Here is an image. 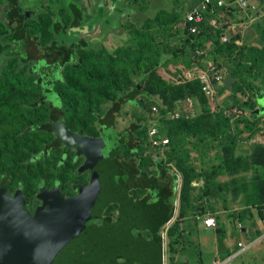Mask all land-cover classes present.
Instances as JSON below:
<instances>
[{
	"label": "rangeland",
	"instance_id": "rangeland-1",
	"mask_svg": "<svg viewBox=\"0 0 264 264\" xmlns=\"http://www.w3.org/2000/svg\"><path fill=\"white\" fill-rule=\"evenodd\" d=\"M4 2L5 0H0V65L12 60L4 53V50L9 48L3 39L7 34L3 14L6 8ZM16 2L29 28L46 30V34L42 36L44 42L49 41L54 24L64 27L69 22L71 12L65 9L66 3H69L71 8H79L85 24H89L100 7L111 10L108 14L110 20L105 28L99 31L101 23H94L91 31L81 36L79 48L73 51V57L60 71L55 90L69 95V109L74 112H65V120L71 128L82 130L84 135L95 136L99 126V114L104 113L114 101L140 87H143V91L136 96V103L122 106L121 113L117 115L121 117L119 120L115 119L117 130L125 129L130 124L142 126L148 123L152 118L150 107L158 97L165 100L167 97L174 99L181 96L178 88H174L178 85L175 78L178 67L188 64L186 53L190 52L191 46L189 42L184 43L178 23L181 20L180 14L183 15L191 4L190 0H118L116 9L111 0ZM141 26H145L149 31L143 33L142 48H138L134 36L140 33ZM236 45L226 56L227 62L222 55L215 57V45L208 48L206 61L214 60L226 66V75L217 98L200 100L201 109L195 119L174 123L170 110L161 113V118H158V115L154 118L159 126L164 127L169 138L166 151H169V163L172 166L177 164L180 172L182 167L186 169L180 173V182L177 178L175 193L170 198L175 209L173 217L159 231L163 237L164 264H174L173 253L176 250L178 255L181 254L180 259L182 258L178 264H202V247L198 240L196 216L199 215L200 219L206 214L216 219L214 248L220 250L213 255L214 261L211 264H226L230 255L225 252V226L232 223V220L239 219L245 228H249V221L254 214L257 215L252 200L256 194L252 183L257 179H264V166L247 165L246 162L250 161L257 145L264 146V15L254 21L246 30L242 42ZM96 47L100 55L105 56L99 66L100 72L91 68L84 76L80 71H85L86 67L79 66L77 60L80 57L87 64L94 63ZM18 98L14 91L11 100L4 98V105L0 101V110L3 112L0 114V183L5 181L11 194H14L18 187L20 193L35 203H39L34 197L38 191L35 181L47 177L46 172L52 167L53 174L48 177L60 173L66 195L72 193L74 185L88 183V172H80V176L73 175L80 159L68 161L71 165L60 166V169L54 166L59 159L57 155L33 159V156L52 140L51 133L30 132L26 129L24 135L19 136V142L15 143V122L11 117L12 110L14 111L11 105L14 101H11ZM33 98L37 97L33 95ZM23 99L29 100L24 96ZM29 102V106L15 108V114L22 118L21 122L27 126L44 123L47 119V105L37 107L32 101ZM229 135L235 140L234 156L245 163L233 174L228 171L217 174L216 171L223 166L224 150L231 146ZM92 152L91 158L95 160L97 155ZM184 176L187 184L185 188L182 186ZM190 178L192 182L188 183ZM245 184L248 185L247 191L240 192ZM143 194L144 192L140 191L139 194L135 193L134 197L141 198ZM180 208L184 210L185 215L182 218L179 216L176 221L174 216L178 218ZM118 215L117 206L112 204L102 211L99 219H92L87 224L99 226L105 218L115 222ZM241 225L242 223V228ZM133 234L148 236L138 230H134ZM136 241L137 244L127 246V250L131 248V255H117L115 264H123L128 257L130 259L125 264L147 263L144 254L141 256L143 242Z\"/></svg>",
	"mask_w": 264,
	"mask_h": 264
},
{
	"label": "trees",
	"instance_id": "trees-1",
	"mask_svg": "<svg viewBox=\"0 0 264 264\" xmlns=\"http://www.w3.org/2000/svg\"><path fill=\"white\" fill-rule=\"evenodd\" d=\"M111 2L116 9L118 0H111ZM4 3L6 8L3 10V14L7 34L3 39L9 47L4 50V53L12 60L3 62L0 65V98H2L0 101H5L4 98L11 100L15 91V96L19 97L15 100V108L24 107V105L29 106V101H32L37 107L49 104L47 119L42 124H30L27 126L24 122H21L22 118H18V115L15 114V143L19 142V136L24 135L26 129L30 132L44 131L51 133L52 124L58 121H63L67 128L83 135L82 130L71 128L67 124L68 121L66 122L65 120V112L69 111L70 114L74 112V110L69 109L71 104V100L68 99L69 95L57 92L55 88L58 86L62 67L73 57V51L77 47L79 48L78 43H81V36L85 35L86 30L87 32L91 31L93 24L96 22L101 23L99 31L103 30L110 20V15L108 16V14L111 10H105V8L100 7L93 19H90L89 24H85L79 8H71L68 6L69 3H66L65 9L71 12L69 22L64 27L54 24L52 35L48 38L49 41L44 42L42 36L46 34V30L43 28H34L33 30L29 28L24 22V16L19 12L16 0H5ZM180 16L182 17V14ZM144 27L141 26L139 29L140 33L134 36L138 48H142L143 33L149 31L148 28ZM209 35L206 32L202 39ZM188 42L191 49L196 46H203L202 41L197 40L194 43H190V40H184L185 44ZM235 46L237 45L234 42L221 43L216 39L215 57L222 55L225 62H227L228 58L226 56L229 55ZM185 49L188 48L185 47ZM95 51L97 54L94 56V63L89 64L87 61L88 65L80 57L77 60L79 66L86 67L85 71L84 69L80 71V74L86 76L87 71L91 70V68L100 72L99 66L105 56L104 54L100 55L97 47ZM190 53L191 50L186 53L188 57L187 65H190L192 61ZM220 65L224 66L223 64ZM91 79L93 80V76ZM92 80H89V82ZM222 87L220 90H222ZM174 88H178L181 96H177L174 99L167 97L164 101L168 108H174L178 100L187 96H193L199 100H207L199 81L176 85ZM141 90L143 91V87L129 92L126 96L114 101L104 113L99 114L97 117L99 129L96 134L99 135V138L97 140L98 145L95 146L98 159L91 169L88 184H77L73 187H76L77 191L84 189L86 186L90 187V193L95 195L92 202L93 206L91 207L94 220L99 219L102 211L109 205L117 206L119 215L115 222H121L132 238L143 242L142 248L145 253L141 249V256L144 254V260L148 261V264H163V237L159 231L173 217L175 210L174 205L170 202V198L176 190L177 177L175 171L181 173L186 171V169L180 167L182 169L180 172L177 164L172 166L169 163V151L166 153L165 159L160 160H154L152 152L146 154L148 149L146 124H142V126L130 124L129 127L120 132L115 130L114 120L122 106L127 103H136V96L142 94ZM17 92L19 93L17 94ZM33 95L37 98H33ZM77 95L82 94L78 93ZM23 96L25 98L28 97L29 100L25 101ZM161 113L164 114L165 109H162ZM172 121L174 123H185L190 120L180 119ZM161 130L166 134L164 127H161ZM228 137L230 138L231 146L225 148L223 166L216 171L217 174L221 171H228L233 174L245 163L244 160L234 156L235 140H233L231 135ZM60 145V142L53 135L52 140L38 151L33 156V159L49 158L55 155L59 157V153H55V150ZM249 160V163L246 162L247 165L264 166V146L257 145ZM63 165H66L65 158L58 159L57 164L54 166L60 169V166L62 167ZM53 170L52 167L46 172L45 176L47 177L35 181V186H43L49 178H52L54 185H62L60 173L54 177H48L53 174ZM191 182L192 178L188 179V183ZM185 185L187 184L184 176V185L182 184V186L185 188ZM252 187L256 193L252 198L253 204L261 215L262 206L264 205V179L255 180L252 183ZM132 189L145 190L147 193L143 198L136 200L135 197L130 196ZM247 189L248 185L245 184L240 189V192H245ZM74 193L76 192L73 190L71 194ZM15 197L23 205L24 200L17 194ZM184 215V210L180 208V218ZM105 222L114 223L108 218L103 220V223ZM175 224H178V222H175ZM134 230L145 232L148 236L143 234L135 235L133 234ZM128 260L129 258L123 264L127 263Z\"/></svg>",
	"mask_w": 264,
	"mask_h": 264
},
{
	"label": "water",
	"instance_id": "water-1",
	"mask_svg": "<svg viewBox=\"0 0 264 264\" xmlns=\"http://www.w3.org/2000/svg\"><path fill=\"white\" fill-rule=\"evenodd\" d=\"M52 132L61 145L85 158L79 172L93 168L98 139L70 130L63 121L53 123ZM36 197L41 204L29 214L0 188V264H115L117 255H131L127 246L138 243L119 221L87 224L94 219L95 197L88 186L69 197L58 186L43 188Z\"/></svg>",
	"mask_w": 264,
	"mask_h": 264
},
{
	"label": "built area",
	"instance_id": "built-area-1",
	"mask_svg": "<svg viewBox=\"0 0 264 264\" xmlns=\"http://www.w3.org/2000/svg\"><path fill=\"white\" fill-rule=\"evenodd\" d=\"M190 2L191 4L183 13L178 26L184 40H190V43L197 40L202 41L203 46L191 49L192 61L190 65L178 67L176 84L183 85L199 81L205 96L213 100L219 95L226 72L225 66L218 62L206 61L208 48L215 45L216 39L221 43L240 44L246 30L257 18L264 15V0H190ZM206 32L210 35L202 39ZM204 61L206 62L204 63ZM150 109L152 118L146 123L148 146L146 154L152 152L154 160L165 159L170 141L168 136L162 132L161 126L156 123L155 116L158 115V118H161V111L165 109L167 112L170 110L172 120H192L198 116L201 102L196 97L187 96L178 100L176 106L170 109L164 100L158 97ZM175 174L180 182V173L175 171ZM257 211L259 212L258 209ZM261 212L259 219L263 233L258 237V242L264 241V205ZM202 221L207 228L215 229L217 226L214 216L205 215L202 217Z\"/></svg>",
	"mask_w": 264,
	"mask_h": 264
},
{
	"label": "crops",
	"instance_id": "crops-1",
	"mask_svg": "<svg viewBox=\"0 0 264 264\" xmlns=\"http://www.w3.org/2000/svg\"><path fill=\"white\" fill-rule=\"evenodd\" d=\"M127 104H130V103H127ZM115 119L119 120V119H121V117L117 116ZM115 121L116 120H114L115 130L118 132L124 130V129L117 130ZM98 129H99V126H97V130ZM74 132H76V131H74ZM83 136H86L88 138H94V139L99 138V135H95V137H91V136L83 134ZM55 153H57V154L59 153V159L60 160L65 158V162H67L66 164H70L68 161L74 162L73 154L68 152V154L66 156V154L62 150V146H59L55 150ZM75 161H76V159H75ZM79 163H80V160L78 161L77 165L74 168L76 171L73 172V175L80 176V172L78 171ZM47 182H48V185H46V186L54 185L52 178L47 179L46 183ZM56 186H58L60 188L61 192L64 195H66L64 190H63L62 185L57 184ZM134 192L138 193V194L140 193V191L138 189H132L130 191V196L134 197V194H135ZM141 192H144L143 196L141 197V198H143L147 192L145 190L141 191ZM74 194H69L66 196L69 197V196H73ZM141 198H135V199L139 200ZM179 211H180V209H178V213H177L178 218L176 216H174L176 221L179 219V213H180ZM206 215H209V214H206ZM198 217H199V215L196 216V219L198 221V224H196V229L199 232V239L198 240H199L200 245L202 247L201 257L203 259H202L201 263L202 264H211L214 261L213 255L215 254V252H217V253H218V251L220 252L219 249L214 248V241H215L214 235H215L216 229L207 228L203 224L202 217L200 219H198ZM235 220L237 221L239 219H235ZM232 221H233L232 223H229L228 225L225 226V241H224L225 252H228L230 255V257L227 259L226 264H264V241H262V242L257 241L258 237L263 233V227L260 224V219H259V212L257 211V215L254 214L252 220L249 221V223H248L249 228H245L244 223L240 220L237 221V223L234 220H232ZM239 223H242V225H243V227L240 230H238L239 229V227H238ZM223 230H224V228H223ZM217 253H216V255H217ZM221 253H223V252L221 251ZM180 256H181V254L178 255V250H176L173 253L174 264H178V261L182 259V258L180 259ZM163 260H164V252H163ZM206 260H208V261H206Z\"/></svg>",
	"mask_w": 264,
	"mask_h": 264
},
{
	"label": "flooded vegetation",
	"instance_id": "flooded-vegetation-1",
	"mask_svg": "<svg viewBox=\"0 0 264 264\" xmlns=\"http://www.w3.org/2000/svg\"><path fill=\"white\" fill-rule=\"evenodd\" d=\"M14 101V102H13ZM12 108H14V111L12 110V113H11V117H12V119L14 120V122H15V99H13L12 100ZM1 104L2 105H4L3 104V101L1 102ZM47 105V107H48V105L49 104H46ZM3 112H2V110H0V114H2ZM51 134H53V132H51ZM91 137H95V136H91ZM60 146H62V150H63V152L65 153V154H67V150H68V152H70V153H72L73 154V159H74V161H75V159L77 160V159H80V163H79V165H78V168L82 165V163L84 162V157L83 156H76V151L74 150V149H68L67 147H65V146H63V145H60ZM85 172H88V174H89V177H90V172H91V170H86ZM89 181V180H88ZM86 184H88V183H86ZM79 185H83V184H79ZM53 186H56V185H50V186H46V184H43V186H38V191L35 193V195H34V197H35V199L39 202V203H35L33 200H31L30 198H28L27 196H24L22 193H20V189L17 187L16 188V190H15V192H14V194H11L10 193V190H9V185L5 182V181H2L1 183H0V188H5L6 190H7V192H8V194L11 196V197H15L16 196V194L17 195H19L24 201H23V210L24 211H26L27 213H29V214H33V212H34V210H35V208L37 207V206H39L40 204H41V201L39 200V199H37V197H36V195H37V193L40 191V189H43V188H46V189H51ZM60 189V188H59ZM73 190L76 192L75 194H77V188L76 187H73ZM61 191V190H60ZM62 193V192H61ZM74 194V195H75ZM62 195L63 196H65V197H67L66 195H64L63 193H62Z\"/></svg>",
	"mask_w": 264,
	"mask_h": 264
}]
</instances>
